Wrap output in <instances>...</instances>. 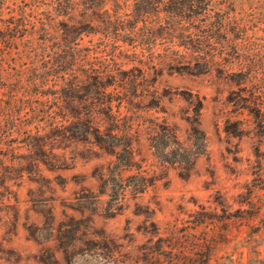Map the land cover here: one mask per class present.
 Returning <instances> with one entry per match:
<instances>
[{"label": "rangeland", "instance_id": "374dc122", "mask_svg": "<svg viewBox=\"0 0 264 264\" xmlns=\"http://www.w3.org/2000/svg\"><path fill=\"white\" fill-rule=\"evenodd\" d=\"M0 38V264H264V0H0Z\"/></svg>", "mask_w": 264, "mask_h": 264}, {"label": "trees", "instance_id": "16d2710c", "mask_svg": "<svg viewBox=\"0 0 264 264\" xmlns=\"http://www.w3.org/2000/svg\"><path fill=\"white\" fill-rule=\"evenodd\" d=\"M192 2H193V4H195V5H200L201 3H203L205 0H191ZM192 7V6H191ZM10 29V31H11V36L10 37H8V40H7V38H4V40L6 39L8 42H9V45L10 46H12L13 45V43H14V40H15V38L17 37V34L19 33L18 31V27L17 26H14V27H12V28H9ZM19 35V34H18ZM2 38V39H3ZM0 40H1V38H0ZM1 49V48H0ZM2 53V52H1ZM0 78H3V76H2V74H1V72H0ZM0 125H1V123H0Z\"/></svg>", "mask_w": 264, "mask_h": 264}]
</instances>
